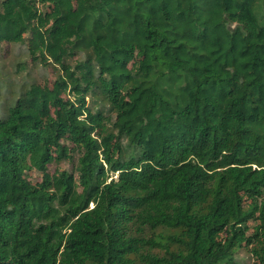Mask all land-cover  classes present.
<instances>
[{
    "label": "trees",
    "instance_id": "obj_1",
    "mask_svg": "<svg viewBox=\"0 0 264 264\" xmlns=\"http://www.w3.org/2000/svg\"><path fill=\"white\" fill-rule=\"evenodd\" d=\"M0 264H264V0H0Z\"/></svg>",
    "mask_w": 264,
    "mask_h": 264
},
{
    "label": "rangeland",
    "instance_id": "obj_2",
    "mask_svg": "<svg viewBox=\"0 0 264 264\" xmlns=\"http://www.w3.org/2000/svg\"><path fill=\"white\" fill-rule=\"evenodd\" d=\"M65 167H67V165H65Z\"/></svg>",
    "mask_w": 264,
    "mask_h": 264
}]
</instances>
